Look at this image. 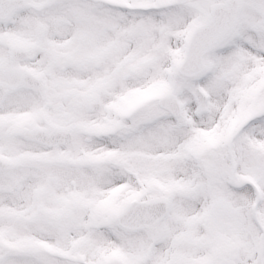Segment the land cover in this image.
I'll return each instance as SVG.
<instances>
[{"label":"snow or ice","instance_id":"snow-or-ice-1","mask_svg":"<svg viewBox=\"0 0 264 264\" xmlns=\"http://www.w3.org/2000/svg\"><path fill=\"white\" fill-rule=\"evenodd\" d=\"M0 264H264V0H0Z\"/></svg>","mask_w":264,"mask_h":264}]
</instances>
